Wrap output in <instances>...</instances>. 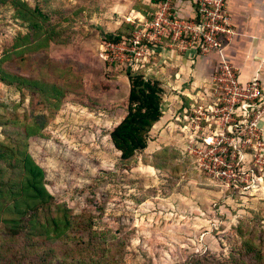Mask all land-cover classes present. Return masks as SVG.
Here are the masks:
<instances>
[{
	"label": "rangeland",
	"instance_id": "374dc122",
	"mask_svg": "<svg viewBox=\"0 0 264 264\" xmlns=\"http://www.w3.org/2000/svg\"><path fill=\"white\" fill-rule=\"evenodd\" d=\"M22 1L43 14L36 16L42 29L38 37L47 40L31 50L15 46L26 33L30 41L39 38H33L29 22L18 16V7L0 3L1 66L54 82L62 92L51 115L57 96L42 103L41 93L0 81V139L13 115L24 121L46 116L28 151L44 169L54 200L84 227L75 230L74 238L73 233L67 237L71 239L40 238L35 250L24 245V238L10 241L0 234L3 264H67L77 257L71 241H81L88 225L105 235L108 253L124 264H183L193 259L218 264L252 234L264 261V159L254 155L258 145L225 158L228 177L199 169L197 159L183 148L173 116L178 112L176 97L190 90L191 83L175 87L179 78L172 72L180 65L165 51L142 66L145 75L167 85L164 114L151 128L147 148L122 162L110 140L109 132L127 112L130 65L104 51L103 43L108 35L127 31L124 24L134 15L130 8L143 12L146 0ZM167 121L173 122L169 128ZM46 230L37 224L38 234L51 236Z\"/></svg>",
	"mask_w": 264,
	"mask_h": 264
},
{
	"label": "trees",
	"instance_id": "16d2710c",
	"mask_svg": "<svg viewBox=\"0 0 264 264\" xmlns=\"http://www.w3.org/2000/svg\"><path fill=\"white\" fill-rule=\"evenodd\" d=\"M5 2L18 7V16L29 22V27L35 32L33 38L42 33L36 16L43 17V14L37 7H30L26 2L22 3V0H0V3ZM149 8V5L145 4V9ZM124 26L128 28L127 31L124 33L119 31L112 37L108 35L106 40L128 41L134 25L125 23ZM29 37L30 34L27 33L22 35L15 46H26L24 49L31 50L44 45L47 40L44 35V38L38 37L39 40L36 43V41H30ZM12 55L13 53L7 57ZM142 68L144 67L132 69L130 65L126 70L129 81L127 112L109 132L110 140L122 162L130 161L137 153L147 148L150 141L149 132L164 114L163 102L167 85L152 75H145ZM0 81L9 86L26 87L41 93L43 98L39 99V102L42 103H46L47 96H57L51 115H54L59 107L60 96L58 95L62 90L54 82H45L39 78L7 71L2 68L1 63ZM180 97L183 105L187 107L188 96L182 93ZM182 110L178 109V112ZM45 119L44 114H40L31 121L19 120L18 115H13L11 124H5L9 130H5V137L0 139V234L10 241L24 238V245L33 247L34 250L40 238H42L41 241H54L70 237L71 233L74 238L75 230L84 227L82 221L71 216L64 204L54 200L53 194L45 185L44 169L36 163L28 151L30 138L41 135L46 124ZM172 124V121H167L166 127L169 128ZM37 224L47 227L49 230L46 231L52 232V234L49 233L51 236L38 234ZM88 230L80 237L81 241H71L77 257L72 258L67 264H124L108 253L104 234L93 230L91 225H88ZM255 238L256 236L252 234L239 249L232 248L222 261H218V264H264L262 251L254 244ZM8 261L10 262V259ZM0 264H3V259H0ZM61 264L64 263L61 262ZM183 264L205 263H202L200 259L198 261L193 259Z\"/></svg>",
	"mask_w": 264,
	"mask_h": 264
},
{
	"label": "built area",
	"instance_id": "2783aa9c",
	"mask_svg": "<svg viewBox=\"0 0 264 264\" xmlns=\"http://www.w3.org/2000/svg\"><path fill=\"white\" fill-rule=\"evenodd\" d=\"M146 2L150 8L145 13L127 18L134 25L128 41L107 40L103 50L116 53V60L132 67L137 64L135 68L159 51L191 63L217 54L208 84H190V90L180 91L189 98L187 107L176 97L177 108L183 110L173 116L183 148L197 159L199 169L217 178L228 177L225 158L254 143L258 145L254 155L264 159V87L257 75L241 80L225 53L237 35L227 0Z\"/></svg>",
	"mask_w": 264,
	"mask_h": 264
},
{
	"label": "crops",
	"instance_id": "0c3cea01",
	"mask_svg": "<svg viewBox=\"0 0 264 264\" xmlns=\"http://www.w3.org/2000/svg\"><path fill=\"white\" fill-rule=\"evenodd\" d=\"M227 4L237 35L229 43L225 53L239 69L241 80L246 81L257 75L264 87V0H227ZM130 10L134 15L140 13L136 7H131ZM166 57L180 65L179 70L172 72L179 78L175 85L178 89L183 81L193 86L207 84L206 81L218 62V55L215 53L200 57L194 63L178 57Z\"/></svg>",
	"mask_w": 264,
	"mask_h": 264
}]
</instances>
